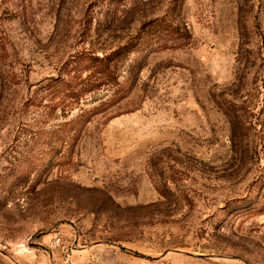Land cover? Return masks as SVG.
I'll list each match as a JSON object with an SVG mask.
<instances>
[{
	"label": "rangeland",
	"instance_id": "1",
	"mask_svg": "<svg viewBox=\"0 0 264 264\" xmlns=\"http://www.w3.org/2000/svg\"><path fill=\"white\" fill-rule=\"evenodd\" d=\"M0 264H264V0H0Z\"/></svg>",
	"mask_w": 264,
	"mask_h": 264
},
{
	"label": "trees",
	"instance_id": "2",
	"mask_svg": "<svg viewBox=\"0 0 264 264\" xmlns=\"http://www.w3.org/2000/svg\"><path fill=\"white\" fill-rule=\"evenodd\" d=\"M126 48V47H124ZM120 55V54H119ZM113 56V57H107V56H104L103 59L101 58L100 59V62L102 63V65H104V67L102 66V68L100 69V73H104L106 72L109 68H110V63L113 62V61H118V58H120V56ZM117 57V58H116Z\"/></svg>",
	"mask_w": 264,
	"mask_h": 264
}]
</instances>
